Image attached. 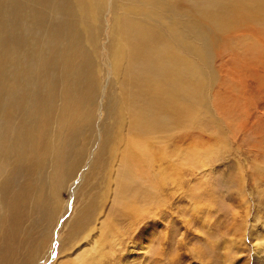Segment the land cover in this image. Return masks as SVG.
Returning <instances> with one entry per match:
<instances>
[{"label":"rangeland","instance_id":"obj_1","mask_svg":"<svg viewBox=\"0 0 264 264\" xmlns=\"http://www.w3.org/2000/svg\"><path fill=\"white\" fill-rule=\"evenodd\" d=\"M66 5L75 45L55 27ZM243 12L237 0L0 10V129L30 101L37 114L20 163L0 158V264H264V23ZM33 56L34 76L21 66Z\"/></svg>","mask_w":264,"mask_h":264},{"label":"bare ground","instance_id":"obj_2","mask_svg":"<svg viewBox=\"0 0 264 264\" xmlns=\"http://www.w3.org/2000/svg\"><path fill=\"white\" fill-rule=\"evenodd\" d=\"M38 1L39 0H7V1L0 0V10L13 11L22 6L28 5L29 3L38 2ZM204 1L206 4L210 2V0H204ZM237 2L240 5V9L244 10V12L242 13L243 16H245L246 18L258 19L259 21L264 23V0H256V1L237 0ZM55 12H56L55 13V18H56L55 27L60 31L62 36H64L69 41L70 44L75 45V43L72 41L75 33L73 30L74 17L72 15L71 9L67 5L64 6L63 8L55 7ZM9 36H10V33L6 32L2 35L0 40L4 41ZM51 46H52V42L45 38L44 47L49 48ZM14 50L18 51L19 49L15 47ZM26 63L31 65V68H32L31 74L33 76L37 75L38 71L42 67V65L38 61L35 60L34 56L30 60L23 62L21 66L24 65L26 67ZM26 81H27V76H25L24 79H22L21 86L19 85V83L17 84V87L11 86L10 88H7L9 86L7 87L5 86V89L3 90L6 93L5 98H4V104H3L4 106H10V105L18 106L19 105L20 92L26 89V85H27ZM27 108L28 109L25 111V116L27 119L23 120L20 118L19 121L17 122V125H11V126H8L7 123L4 122L5 127H2L0 129V158H5V159L9 158L12 160V163L14 162L20 163L24 154L29 149H31L36 139L34 137L35 131H33V129L36 125V119H37L36 115L37 114H36L35 109L32 108L31 101L29 102ZM9 133H11L10 139H9ZM127 151H128L127 155L129 158H136V159L139 158L140 159L142 154L143 156L147 154L145 153L146 147H142V145L140 147H137V149L135 150H131L130 147L128 146ZM105 242H106V237L102 235L95 242V244L99 246V244L105 243ZM101 251H102V247L99 248L98 254H100ZM82 261H83L82 259H77V260L72 261V263L79 264V263H82Z\"/></svg>","mask_w":264,"mask_h":264}]
</instances>
